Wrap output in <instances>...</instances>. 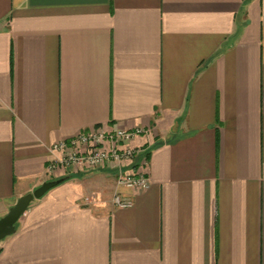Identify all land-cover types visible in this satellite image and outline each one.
Returning <instances> with one entry per match:
<instances>
[{
    "label": "crops",
    "instance_id": "1",
    "mask_svg": "<svg viewBox=\"0 0 264 264\" xmlns=\"http://www.w3.org/2000/svg\"><path fill=\"white\" fill-rule=\"evenodd\" d=\"M137 127L144 190L46 170L57 140ZM60 177L0 264H264V0H0V217Z\"/></svg>",
    "mask_w": 264,
    "mask_h": 264
},
{
    "label": "built area",
    "instance_id": "2",
    "mask_svg": "<svg viewBox=\"0 0 264 264\" xmlns=\"http://www.w3.org/2000/svg\"><path fill=\"white\" fill-rule=\"evenodd\" d=\"M150 133L149 129L102 128L83 129L68 139L57 140L49 150L58 152L59 157L49 160L47 169L71 167L74 170L91 171L97 169L114 170L117 187L144 190L149 187V176L138 167H144V157L135 167L134 159L139 148L133 145L136 136ZM113 204L117 207H130L133 201L121 193H115Z\"/></svg>",
    "mask_w": 264,
    "mask_h": 264
},
{
    "label": "water",
    "instance_id": "3",
    "mask_svg": "<svg viewBox=\"0 0 264 264\" xmlns=\"http://www.w3.org/2000/svg\"><path fill=\"white\" fill-rule=\"evenodd\" d=\"M65 178L66 177H60L52 180H45L33 191L19 196L15 203L9 207L7 212L0 217V242L16 231L18 220L35 199L41 198L49 190L62 183Z\"/></svg>",
    "mask_w": 264,
    "mask_h": 264
},
{
    "label": "rangeland",
    "instance_id": "4",
    "mask_svg": "<svg viewBox=\"0 0 264 264\" xmlns=\"http://www.w3.org/2000/svg\"><path fill=\"white\" fill-rule=\"evenodd\" d=\"M63 169H66V167L64 168V167H59V168H57L56 170H52V171H49L48 169H47V167H46V170H47V172L50 174V175H52V174H54V172H56L57 170H63ZM102 170H105V169H102ZM92 171V170H91ZM91 171H81V170H79V169H77V170H75V172H77V173H87V172H91ZM115 175V174H114ZM115 186H116V181H115ZM117 187V186H116ZM118 193L119 191H115L114 192V194L115 193ZM114 194H113V196H114Z\"/></svg>",
    "mask_w": 264,
    "mask_h": 264
},
{
    "label": "trees",
    "instance_id": "5",
    "mask_svg": "<svg viewBox=\"0 0 264 264\" xmlns=\"http://www.w3.org/2000/svg\"><path fill=\"white\" fill-rule=\"evenodd\" d=\"M67 178H65L63 181H65Z\"/></svg>",
    "mask_w": 264,
    "mask_h": 264
}]
</instances>
